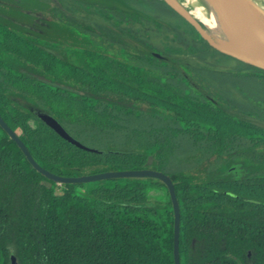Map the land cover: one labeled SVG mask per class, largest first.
Returning a JSON list of instances; mask_svg holds the SVG:
<instances>
[{"label":"trees","instance_id":"trees-1","mask_svg":"<svg viewBox=\"0 0 264 264\" xmlns=\"http://www.w3.org/2000/svg\"><path fill=\"white\" fill-rule=\"evenodd\" d=\"M0 114L58 175L168 174L181 264H264V66L165 0H0ZM85 185L0 124V264H175L162 179Z\"/></svg>","mask_w":264,"mask_h":264},{"label":"water","instance_id":"water-1","mask_svg":"<svg viewBox=\"0 0 264 264\" xmlns=\"http://www.w3.org/2000/svg\"><path fill=\"white\" fill-rule=\"evenodd\" d=\"M175 11L184 16L198 31L201 37L208 41V43L217 49L229 50L235 52L239 55H242L262 66H264V43L262 42H254L250 43L249 48L244 44H233L231 42L222 41L221 39L216 37V33L214 30H208L205 26H202L197 19L191 14L192 8L185 6L178 0H165ZM209 4V9H211L210 0H207ZM42 118L58 133H60L64 138L69 141L79 145L84 146L78 140H76L64 127L63 125L52 115L47 113H42ZM0 124L3 128L9 133V135L18 143V145L22 148L25 155L28 157L33 166L45 174L48 178L53 179L57 183H88L94 182L109 178H117V177H134V176H154L162 179L168 186L169 192L171 195L172 203L174 206L175 212V236H174V256H175V264H181L180 260V226H181V212L180 205L178 201V197L175 190V185L173 183L172 178L161 170H156L152 168L145 169H128V170H114V171H104L93 174H87L83 176H62L58 175L42 165H40L32 153L24 143V141L20 138V136L16 133V131L8 124V122L2 117L0 114Z\"/></svg>","mask_w":264,"mask_h":264},{"label":"bare ground","instance_id":"bare-ground-1","mask_svg":"<svg viewBox=\"0 0 264 264\" xmlns=\"http://www.w3.org/2000/svg\"><path fill=\"white\" fill-rule=\"evenodd\" d=\"M210 5L218 20L214 31L222 34V41L241 43L248 48L250 43H264L260 11L249 0H210Z\"/></svg>","mask_w":264,"mask_h":264},{"label":"clouds","instance_id":"clouds-1","mask_svg":"<svg viewBox=\"0 0 264 264\" xmlns=\"http://www.w3.org/2000/svg\"><path fill=\"white\" fill-rule=\"evenodd\" d=\"M189 3L197 5L191 14L202 26H205L208 30H216L218 28L217 17L203 3H200L199 0H184L185 6Z\"/></svg>","mask_w":264,"mask_h":264},{"label":"rangeland","instance_id":"rangeland-1","mask_svg":"<svg viewBox=\"0 0 264 264\" xmlns=\"http://www.w3.org/2000/svg\"><path fill=\"white\" fill-rule=\"evenodd\" d=\"M251 3H252V5L254 6V7H256L259 11H260V14H261V19H262V24H264V14L262 13V10H261V8H260V4H261V0H249ZM197 6V5H196ZM195 6V7H196ZM195 7H191L192 9H194ZM208 10H210L209 9V6L208 7H206ZM211 11V10H210ZM221 35L222 34H217L216 33V37L217 38H221ZM19 120L21 121V122H23V119L22 118H19ZM20 167V164H18V165H16L15 166V168H19ZM86 185V187H90V185H91V182H88V183H85ZM98 185H103V183H98Z\"/></svg>","mask_w":264,"mask_h":264}]
</instances>
